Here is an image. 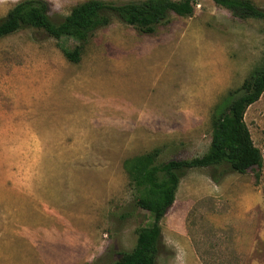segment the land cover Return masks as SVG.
I'll return each instance as SVG.
<instances>
[{"label": "rangeland", "instance_id": "rangeland-1", "mask_svg": "<svg viewBox=\"0 0 264 264\" xmlns=\"http://www.w3.org/2000/svg\"><path fill=\"white\" fill-rule=\"evenodd\" d=\"M19 1L0 0V19ZM43 1L59 22L87 0ZM76 45L33 28L0 39V264L122 263L151 221L123 162L207 152L214 107L264 66V21L198 0L152 34L113 19L74 64L61 48ZM243 119L262 151L264 92ZM262 156L261 169L217 183L207 168L185 173L156 264H264Z\"/></svg>", "mask_w": 264, "mask_h": 264}, {"label": "trees", "instance_id": "trees-1", "mask_svg": "<svg viewBox=\"0 0 264 264\" xmlns=\"http://www.w3.org/2000/svg\"><path fill=\"white\" fill-rule=\"evenodd\" d=\"M214 4L230 5L236 17L264 21V8L251 0H211ZM198 0H144L116 4L102 0H87L71 8L57 22L50 18L43 0H21L0 19V39L25 28L41 30L59 41L77 42L73 49L61 48L64 58L78 63L84 46L97 30L108 26L113 19L142 34H152L166 23L171 14L191 17ZM264 92V66L254 68L235 91H229L214 107L211 116L210 149L190 159H171L158 162L160 150L134 156L123 162L133 191L136 208L146 211L150 223L136 232L133 249L125 254L122 263L156 264L160 243V221L171 207L179 182L191 169L207 168L210 179L217 183L228 172L245 174L261 169L262 151L254 146L244 123L246 109Z\"/></svg>", "mask_w": 264, "mask_h": 264}, {"label": "bare ground", "instance_id": "bare-ground-1", "mask_svg": "<svg viewBox=\"0 0 264 264\" xmlns=\"http://www.w3.org/2000/svg\"><path fill=\"white\" fill-rule=\"evenodd\" d=\"M147 81V80H146Z\"/></svg>", "mask_w": 264, "mask_h": 264}]
</instances>
